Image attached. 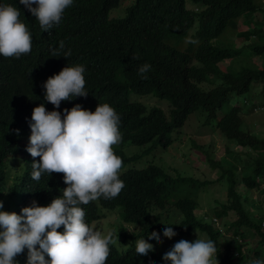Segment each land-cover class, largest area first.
Here are the masks:
<instances>
[{"label":"trees","instance_id":"16d2710c","mask_svg":"<svg viewBox=\"0 0 264 264\" xmlns=\"http://www.w3.org/2000/svg\"><path fill=\"white\" fill-rule=\"evenodd\" d=\"M120 1L79 0L78 6L65 10L60 23L51 28L50 37L38 29L37 37L55 42L53 49L63 41V51L71 50L68 66L85 67V90L90 100L127 112L128 134L124 133L122 141L142 147L133 156L123 148L114 150L123 160L122 168L158 145L171 146L173 132L181 129L191 112L204 109L210 124L233 93L252 95L244 107L236 105L217 119L216 128L226 139L224 151L231 158L218 160L212 150L203 152L207 165L218 172L217 179L189 177L177 166L169 172L150 163L120 175L126 189L121 196L82 205L85 217L91 218L90 226L105 216L103 209L117 207H122L125 221L137 223L135 230L123 228L116 234L122 238L109 246L106 264H166L161 250L155 249L148 256L135 251L140 239L154 244L156 240L149 235L163 232L164 224L174 227L176 237H191L196 231L206 234L218 249L220 264L264 260V209L253 210V199L247 193V189L264 192V135L254 131L244 115L247 105L252 112L263 106L257 97L264 98V0H133L126 21L105 22V10ZM8 2L18 7V0H0L1 4ZM23 16L29 24L35 22L24 10ZM228 29L230 32L222 36ZM245 49L255 57H249ZM134 55L139 59H133ZM253 58L254 62L237 71L220 68L224 61ZM144 64L151 66L145 73L147 79L138 74ZM151 96L171 102L170 119L160 106L130 101L132 97ZM191 143L204 148L194 138ZM15 146L8 141L0 143V160ZM237 146L243 153L236 151ZM243 155L249 157L242 159ZM23 158L25 174L15 188L4 174L0 176L2 211L13 212L31 206L33 201L58 196L57 185L51 181L31 179L25 151ZM217 181L226 182V198L212 213L200 215V202L194 194ZM240 184L246 190H241ZM118 240L130 241L128 248H122Z\"/></svg>","mask_w":264,"mask_h":264},{"label":"clouds","instance_id":"9594fccd","mask_svg":"<svg viewBox=\"0 0 264 264\" xmlns=\"http://www.w3.org/2000/svg\"><path fill=\"white\" fill-rule=\"evenodd\" d=\"M125 1L105 10V22L119 24L129 18L133 2ZM78 4L79 0H18V7L0 3V143L16 145L0 160V176L4 174L12 188L22 182L25 151L31 179L51 181L58 194L13 212L2 211L0 201V264H106L109 246L116 244L114 238L120 232L105 235L94 229L82 205L121 196L126 189L120 175L131 167L129 163L122 168L123 160L114 150L123 148L133 156L142 146L122 141L129 126L124 109L87 97L85 67L68 66L71 50L63 51L64 42L53 49L55 42L37 37V29L50 37L65 10ZM120 5L125 13L111 17ZM23 10L34 23L25 20ZM150 68L144 64L138 74L147 79ZM164 111L170 119L171 113ZM187 120L188 116L184 125ZM115 209H103L105 216L100 220ZM164 225V237L177 235L173 226ZM197 236L192 242H176L162 257L166 264H220L215 243L198 232ZM149 239L163 243L155 231ZM135 251L148 256L155 248L140 239ZM253 264H264V260Z\"/></svg>","mask_w":264,"mask_h":264},{"label":"rangeland","instance_id":"374dc122","mask_svg":"<svg viewBox=\"0 0 264 264\" xmlns=\"http://www.w3.org/2000/svg\"><path fill=\"white\" fill-rule=\"evenodd\" d=\"M132 3L133 0L125 1L124 4ZM191 3H188V6ZM192 7V5H190ZM195 8V6H193ZM125 11L123 10L122 5L117 8H114L111 11L112 16H120L123 15ZM230 32L228 29L222 36L227 35ZM235 33H232L231 37L235 38ZM249 57H255L253 53L247 52L248 50H244ZM255 61L253 59H240L233 61H224L220 64V68H225L227 70H239L243 65L248 63H252ZM258 86V85H257ZM261 88L262 85H259ZM252 95V92L238 95L233 93L230 100L226 102L221 109L216 112V118H221L226 115L232 107L236 105H242L243 107L246 105V101ZM132 101H144L149 105H159L163 107L167 113L170 115L171 113V102L167 99H157L153 96L151 97H132ZM258 101H261V104L264 106V98L262 96L257 97ZM248 109H245L244 115L250 127L259 133V135H264V107L260 106L255 109L253 112L251 111V105H247ZM208 115V113H207ZM217 119H213L210 124H207L206 114L204 109H198L194 113L188 115V120L183 128L179 130H175L173 132V144L168 148H164L162 146H157V148L150 153L142 157L141 159L134 161L128 165V167H136V168H144L149 162L155 163L158 166L164 168L165 170L170 171V168L177 166L183 175L189 177L196 178H208V179H217L219 174L216 170L212 169L211 166L207 165V161L203 152L207 149L212 150V155L216 159H221L223 157L231 158L226 156L225 149V141L226 139L222 136L221 132L216 128ZM192 138L196 139L199 145H203L204 148L193 147L191 140ZM225 139V140H224ZM126 151L131 153V149L129 145L126 146ZM136 150V148H133ZM236 151L242 152V148L237 146ZM243 153V152H242ZM246 155L242 156V159H246ZM203 173V174H202ZM241 190H246L243 184H240ZM227 192V185L224 181H217L215 183H210L205 188H202L194 194L196 198H198L200 202V208L198 209V213L200 215H205L206 213H212L214 208L218 205L220 200H225ZM247 193L253 199V202L250 203L253 206V210L257 212L264 209V192L263 191H251L247 189ZM122 207H117L115 210L110 211L108 217L103 220H98L93 223V228L101 231L105 235L109 233L119 232L120 229L125 228L128 231L135 230L137 223L126 222L123 219L122 215ZM178 213V212H177ZM180 214V213H179ZM166 217V216H165ZM234 217H232L233 219ZM222 225V224H221ZM159 233L163 243L158 244L156 241L153 244L156 250H161L163 255L171 249V247L181 239L188 240L189 242L195 241L198 236L203 239H208L207 235L202 232H195L191 237H181L175 236L172 239L163 236V232L156 231ZM121 236L115 237V239H121ZM130 241L121 242L118 240V244L122 248H128Z\"/></svg>","mask_w":264,"mask_h":264}]
</instances>
